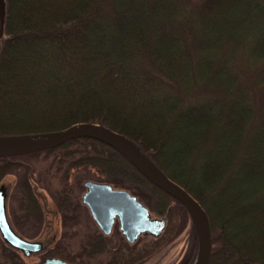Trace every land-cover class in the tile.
Returning <instances> with one entry per match:
<instances>
[{"label":"trees","instance_id":"16d2710c","mask_svg":"<svg viewBox=\"0 0 264 264\" xmlns=\"http://www.w3.org/2000/svg\"><path fill=\"white\" fill-rule=\"evenodd\" d=\"M107 92L162 138L105 113L77 111L102 102ZM19 104L27 115L54 114L31 123L5 120ZM79 120L133 138L201 202L217 243L210 264H264V0H6L0 134ZM80 141L84 149L68 168L89 164L117 172L119 184L128 176L155 193L156 212L165 213L173 200L187 213L100 140L78 136L47 149L68 155ZM17 156L0 157V181ZM128 243L109 252L96 233L82 257L89 262L103 250L110 255L105 264H140L144 255ZM3 251L21 264L17 250L7 245ZM46 254L62 255L57 246Z\"/></svg>","mask_w":264,"mask_h":264},{"label":"rangeland","instance_id":"374dc122","mask_svg":"<svg viewBox=\"0 0 264 264\" xmlns=\"http://www.w3.org/2000/svg\"><path fill=\"white\" fill-rule=\"evenodd\" d=\"M48 9L51 10V8ZM101 97V99H103L102 102L92 100L90 106L88 103L82 107L84 110L77 109V111H82L84 113L95 111L96 113H101V115L105 113L114 118L122 119L129 125H136L141 129L147 128L146 130H151L152 128V137L162 138L163 132L156 133V131L153 130L152 125L148 127L144 120L141 121V115L134 111V108H130L129 106V109L126 108L125 105L118 102L119 99L116 98L114 94L107 92L104 95V93H102ZM19 105L18 109L15 111V115L10 117V115L4 114V119L9 122L17 121L31 123L32 120L38 118L46 120L54 114L53 110L40 109L37 110V112L34 111V114L32 115H27L25 111H19L24 108L22 105ZM126 109H128V111H126ZM66 110H73V107ZM98 110L101 111L98 112ZM69 111L61 112L67 113ZM80 121L83 120L76 122ZM159 123L160 121H157V125H159ZM48 130L55 129L41 131ZM85 143L86 145L89 144L87 142ZM83 145L84 143L81 141L79 143H74V145H70L68 149L72 150L69 151L70 154L68 155H64L65 150L55 151L57 148H46L39 150L34 154L29 153L14 157L15 163L13 167H11L9 173L5 174L0 181V183L4 182L9 186L7 213L13 227L18 229L19 232L28 239H44L48 244L47 250L57 246L58 250L62 253L60 256L65 258L71 264H95L96 262L97 264H105L106 261H109L110 255L103 250L101 251L102 254L97 255L95 258H91L89 262L88 259L86 260L82 257V255L85 256L84 251H82V246H84L88 236L96 233L101 234L106 240L109 252L114 251L123 240L124 243H127L128 241L117 226H114L109 234L104 233L92 217L88 206L83 202L82 198L86 190L84 185L85 179L107 181L117 186L116 188L124 187L128 188L133 193L141 194V197H143L141 200H143L144 203L146 202L145 204L146 206L148 205L153 216L164 217L167 220L161 237L160 235L156 237L148 233L138 237L135 243H128L130 248L135 247L141 250V255H144L140 264H192L197 251V239L187 210L185 209L187 213L183 212L181 210V205L178 202L171 200L165 213L160 214L154 209L157 196L151 191L150 187L138 182H132L128 176H125L122 179L124 180L123 184H119L120 181L118 179L121 178L119 173L115 172L113 174H106L99 167L94 165H72L68 168L70 165L69 160L72 161L79 157V150L84 149ZM61 149L64 148L61 147ZM75 151L78 153H75ZM27 175L30 176L26 177ZM25 178L28 183H32L34 186L32 190L38 197L35 202L39 200L40 207L41 205L44 206V220L40 213L37 216L38 207L36 205H38V203H35L33 206H29L28 204V201H30L29 193H26V189L28 188L23 186V184L26 185V182L24 181ZM25 196H28L27 202ZM32 203H34V201ZM27 204L29 206L28 208L26 206ZM58 204L60 205V208ZM56 205L61 218L50 211L54 206L56 207ZM34 212L37 217H34ZM48 222L50 225H48ZM215 244L217 243L213 237V246ZM5 246L7 245L0 235V264H19V262L14 263L9 259L5 252L6 250L3 251ZM43 254H32L29 257L20 256V263L41 264L44 256L47 255L46 252ZM81 261L83 263H81Z\"/></svg>","mask_w":264,"mask_h":264},{"label":"water","instance_id":"95a60500","mask_svg":"<svg viewBox=\"0 0 264 264\" xmlns=\"http://www.w3.org/2000/svg\"><path fill=\"white\" fill-rule=\"evenodd\" d=\"M6 0H0V43L4 37ZM87 136L100 140L120 152L155 185L180 201L187 210L197 239V251L192 264H210L213 235L209 215L201 202L183 185L173 180L133 138L104 124L92 121L75 122L55 130L30 133L0 134V157L31 153L57 146L72 138ZM83 201L88 205L97 224L106 233L117 218L129 242L142 233L159 236L166 218L153 216L148 206L128 189L115 188L107 181L86 180ZM8 185L0 183V234L11 247L30 256L47 248L41 239H28L18 233L7 213ZM42 264H71L64 258L49 256ZM124 264V263H119Z\"/></svg>","mask_w":264,"mask_h":264},{"label":"flooded vegetation","instance_id":"af4514ba","mask_svg":"<svg viewBox=\"0 0 264 264\" xmlns=\"http://www.w3.org/2000/svg\"><path fill=\"white\" fill-rule=\"evenodd\" d=\"M30 174V173H29ZM30 175H27L26 177H29ZM87 180H94V179H87ZM24 181L26 182V185H24L23 184V186H26L28 189H26L27 191H26V193L28 192L29 193V197H30V201H28L29 203V206H33L35 203H38V205H36L37 207H38V212H37V216L39 215V213H40V215L42 216V218H43V220H44V212H45V210H44V206H42L41 205V207H40V204H39V200H37L36 202H35V200L38 198L37 197V195L33 192V190H32V188H34V186H33V184L31 183H28V181H26V178L24 179ZM85 181H86V179H85ZM84 181V182H85ZM96 181V180H95ZM22 183H23V180H22ZM112 184V183H111ZM85 185V184H84ZM114 187H117V186H115L114 184H112ZM124 188V187H123ZM8 189H9V186H8ZM125 189H127V188H125ZM27 195V194H26ZM26 198V202H27V197L28 196H25ZM34 201V203H32ZM8 202V201H7ZM28 204L26 205L27 206V208L29 207L28 206ZM8 206V205H7ZM58 206H59V208H60V205L58 204ZM51 212H53V213H55L56 215H58V217H60L61 218V215L59 214L60 212H59V210L57 209V205H56V207L54 206L51 210H50ZM50 212V213H51ZM76 213V212H75ZM36 216V213L34 212V217H37ZM63 216H64V214H63ZM54 217H56V216H54ZM65 218H66V216H64ZM63 220V219H62ZM167 221V220H166ZM48 225H50V223L48 222ZM52 225V224H51ZM114 226H117L120 230H121V228H120V222L118 221V219L116 218L115 219V221H114V223H113V226H112V228H111V231L113 230V228H114ZM16 229V228H15ZM102 229V228H101ZM16 231L18 232V233H20L19 232V230L18 229H16ZM110 231V232H111ZM109 232V233H110ZM108 233V234H109ZM21 234V233H20ZM146 234H148V233H142V234H140L138 237H140L141 235H146ZM22 235V234H21ZM125 237V236H124ZM138 239V238H137ZM137 239L135 240V241H137ZM41 240H43L44 241V239H41ZM127 240V239H126ZM134 241V242H135ZM45 242V241H44ZM129 242V241H128ZM47 246H48V244H47ZM46 250H47V248L46 249H43V250H41V251H39V252H35V253H32V254H37V253H41V254H43V253H45L46 252ZM18 252H19V254H21L22 256L24 255L20 250H17ZM31 254V255H32ZM44 255V254H43ZM49 256H57V257H61L60 255H46V256H44V258H43V260L46 258V257H49ZM61 258H63V257H61ZM65 259V258H64ZM66 260V259H65ZM42 262V261H41Z\"/></svg>","mask_w":264,"mask_h":264},{"label":"bare ground","instance_id":"6f19581e","mask_svg":"<svg viewBox=\"0 0 264 264\" xmlns=\"http://www.w3.org/2000/svg\"><path fill=\"white\" fill-rule=\"evenodd\" d=\"M25 154H29V153H25ZM20 155H24V154H20Z\"/></svg>","mask_w":264,"mask_h":264}]
</instances>
